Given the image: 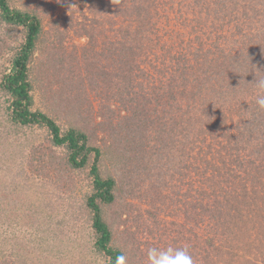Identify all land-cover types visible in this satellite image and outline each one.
<instances>
[{"label": "trees", "instance_id": "trees-1", "mask_svg": "<svg viewBox=\"0 0 264 264\" xmlns=\"http://www.w3.org/2000/svg\"><path fill=\"white\" fill-rule=\"evenodd\" d=\"M59 1L68 8L62 25L88 40L81 55L51 51L42 16L0 0V22L9 30L0 32V264H55L37 227L43 213L31 205L40 197L32 177L84 169L94 247L104 264L125 256L105 218L118 192L101 165L114 131L117 142L126 131V163L142 158L148 169L157 155L159 182L177 191L188 184L177 199L186 207L188 235L196 237L179 248L187 246L195 264H264V109L256 104L264 95L256 85L264 79V0ZM14 30L21 35L9 42ZM44 46L52 52L47 63L58 66L56 84L47 64V77L35 71ZM98 58L108 60L99 71ZM44 81L54 86L57 103H44L50 111L37 106L36 85ZM70 82L78 90L73 98ZM96 94L126 98V113H93ZM35 127L47 130V144L18 152L21 131ZM29 209L36 230L27 235L17 224Z\"/></svg>", "mask_w": 264, "mask_h": 264}, {"label": "rangeland", "instance_id": "rangeland-1", "mask_svg": "<svg viewBox=\"0 0 264 264\" xmlns=\"http://www.w3.org/2000/svg\"><path fill=\"white\" fill-rule=\"evenodd\" d=\"M13 1L16 6L22 9L36 10L42 16L47 30L45 44L52 48L51 51L58 53L57 55H61L64 50L66 54L78 53L81 55L84 49H88V40L85 37L78 36L74 27L62 25L65 16L68 14V8L59 6V0ZM2 30L9 32L8 28H2V22H0V32ZM60 30L66 31V33L60 35ZM10 33H12V37L8 38L9 42H14L17 34L21 35L17 30ZM106 36L107 33L104 34V37ZM99 39L103 41L101 37ZM44 48L45 46L39 51V61L34 64V67L38 64L35 71L42 70L40 73L47 77V73H43L44 64H47L50 67L49 83L56 84L58 80L55 79V73L58 66L55 60L51 64L47 63V57L51 56L52 52ZM98 48L101 49L103 46L100 45ZM3 56L0 54V64L4 59ZM107 62L108 60L105 58H98L94 61V65L96 63L95 68L99 71ZM100 81L102 80L100 79ZM75 84L70 82L71 88H68L70 91L67 93L70 98H73V93L78 92ZM53 87L50 88L47 81H44L43 85L40 83L36 85L37 106L50 111L46 105L51 106L55 102L52 97ZM91 92L93 96V91ZM96 95L91 98L94 102L93 108L89 107L93 113L97 115L109 113L112 108L126 113V103H124L126 98H101L99 94ZM102 111L103 113H101ZM62 117L59 118V121L63 126H66V118H64L66 116ZM124 133L123 138L118 142L115 131L111 133L110 141L107 138L112 147L101 163L104 172L112 174L118 182L117 199L106 208L105 218L113 230L115 245L125 251L126 264H149L147 258L149 248L166 249L169 246L179 248L182 242L187 243L196 237L195 234L188 235V229L184 226L186 207L181 205V201L179 202L183 196L180 194L188 188V184L184 185L182 189L178 187L179 190L177 191V187L174 189V185L167 187L164 183L159 182V176L155 170H152L156 169V164H159L157 160L159 156L157 155H154V161L148 169L142 158L140 162L136 159L131 163H126V148L130 149V147H126V131ZM46 136L47 130L43 127L26 128L21 131L18 152L25 147L31 150L34 144L46 145ZM150 146L151 149L158 150L153 143ZM137 148L141 154L150 150L144 145H138ZM57 150L60 153L63 151L60 148ZM165 161L162 160L161 162ZM5 163L10 164L11 162ZM146 170H149L150 175L147 174ZM88 171V169H84L69 174L61 173V175L56 174L51 178L31 176L32 181L35 178L38 182L37 187L40 194V197L35 198L34 196L36 201L31 205L32 208L39 206L43 213L42 222L38 221L37 227L38 230H41V236L46 237L48 243L53 247L52 250L49 248L44 252L50 257L48 260L54 261L55 264H104L106 262L105 256L97 253L94 247L95 236L91 226L90 214L84 208L85 197L91 190ZM138 172L142 177L137 176ZM56 176L59 179H56ZM50 179L52 180L50 181ZM28 187H25L27 191ZM3 193L4 188L1 187L0 195ZM50 202L56 207L53 208ZM13 209L21 210L14 207ZM31 209L20 213L24 220L17 224L27 235L30 227L32 231L36 230ZM2 227L5 228L6 224H2ZM180 230H183L182 233ZM196 231L200 239H204L205 230L200 227L196 228ZM43 257L44 253L39 258Z\"/></svg>", "mask_w": 264, "mask_h": 264}, {"label": "clouds", "instance_id": "clouds-1", "mask_svg": "<svg viewBox=\"0 0 264 264\" xmlns=\"http://www.w3.org/2000/svg\"><path fill=\"white\" fill-rule=\"evenodd\" d=\"M256 85L259 89L264 90V79L257 80ZM256 104L264 109V95H257ZM147 258L149 264H195L187 246L181 248L169 246L166 249L152 247L148 249ZM115 264H126V257L122 254L117 255Z\"/></svg>", "mask_w": 264, "mask_h": 264}]
</instances>
